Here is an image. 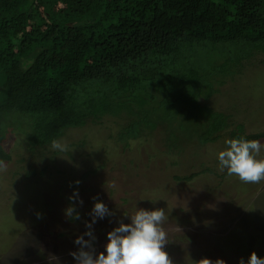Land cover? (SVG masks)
<instances>
[{
	"label": "trees",
	"instance_id": "16d2710c",
	"mask_svg": "<svg viewBox=\"0 0 264 264\" xmlns=\"http://www.w3.org/2000/svg\"><path fill=\"white\" fill-rule=\"evenodd\" d=\"M260 52L264 0H0V167L15 122L32 147L123 113L126 146L159 127L170 151L214 142L230 117L206 100Z\"/></svg>",
	"mask_w": 264,
	"mask_h": 264
},
{
	"label": "rangeland",
	"instance_id": "374dc122",
	"mask_svg": "<svg viewBox=\"0 0 264 264\" xmlns=\"http://www.w3.org/2000/svg\"><path fill=\"white\" fill-rule=\"evenodd\" d=\"M54 61L43 65L47 80ZM246 66L206 100L230 117L220 139L187 142L181 153L166 147L163 127L126 146L119 140L126 113L68 130L55 141L63 151L54 150V142L32 147L18 123H8L2 146L10 158L0 167V264H74L78 236L102 252L107 232L129 223L137 208L164 210L171 264H246L251 252L264 256V180L242 182L220 171L216 159L236 124L244 125V134L264 131V52ZM192 172L199 174L185 179ZM96 200L109 214L88 229ZM69 207L73 217L65 214ZM89 230L95 239L85 235Z\"/></svg>",
	"mask_w": 264,
	"mask_h": 264
},
{
	"label": "clouds",
	"instance_id": "9594fccd",
	"mask_svg": "<svg viewBox=\"0 0 264 264\" xmlns=\"http://www.w3.org/2000/svg\"><path fill=\"white\" fill-rule=\"evenodd\" d=\"M52 148L64 150V146L57 142L53 143ZM216 159L220 171H226L227 175L236 176L242 182L257 183L264 180V143L257 139L243 136L226 138L222 149L216 153ZM91 213L92 220L86 225L88 229L97 219L108 215L109 209L101 200H96ZM65 214L73 217V208H67ZM129 219V223L121 221L107 232L102 252H94L91 241L78 236L74 240L78 248L71 252L74 264H171L164 249L167 241V233L163 228L166 220L164 210L137 208ZM85 235L95 239L90 230ZM217 264L224 262L217 261ZM240 264H245V261L241 259ZM246 264H264V256L251 252Z\"/></svg>",
	"mask_w": 264,
	"mask_h": 264
}]
</instances>
